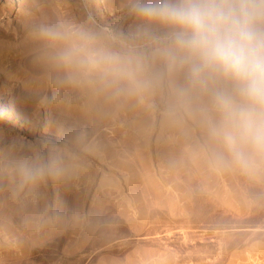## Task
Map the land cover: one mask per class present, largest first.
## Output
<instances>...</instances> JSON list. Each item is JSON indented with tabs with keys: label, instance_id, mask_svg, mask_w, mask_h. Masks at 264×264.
<instances>
[{
	"label": "rangeland",
	"instance_id": "374dc122",
	"mask_svg": "<svg viewBox=\"0 0 264 264\" xmlns=\"http://www.w3.org/2000/svg\"><path fill=\"white\" fill-rule=\"evenodd\" d=\"M129 5L0 0V264H264V165L218 163L198 101L115 95L24 51L53 25L142 45Z\"/></svg>",
	"mask_w": 264,
	"mask_h": 264
},
{
	"label": "clouds",
	"instance_id": "9594fccd",
	"mask_svg": "<svg viewBox=\"0 0 264 264\" xmlns=\"http://www.w3.org/2000/svg\"><path fill=\"white\" fill-rule=\"evenodd\" d=\"M142 45L115 48L83 27L41 26L61 67L115 95L161 86L170 102H199L215 160L264 165V0H130ZM162 31H153V28Z\"/></svg>",
	"mask_w": 264,
	"mask_h": 264
},
{
	"label": "bare ground",
	"instance_id": "6f19581e",
	"mask_svg": "<svg viewBox=\"0 0 264 264\" xmlns=\"http://www.w3.org/2000/svg\"><path fill=\"white\" fill-rule=\"evenodd\" d=\"M44 46H45V44H38V43L36 45L31 44L30 46L24 47V51L27 53H32V52H35V51L41 49ZM65 70L69 76H71L75 72L74 70H68V69H65ZM166 89H167L166 85L160 87V91H159L160 97H163L166 94Z\"/></svg>",
	"mask_w": 264,
	"mask_h": 264
}]
</instances>
